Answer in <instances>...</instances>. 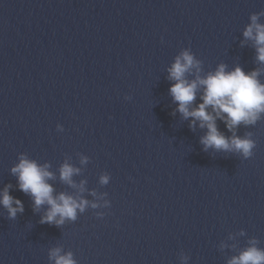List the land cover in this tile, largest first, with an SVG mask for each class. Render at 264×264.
<instances>
[{"label":"water","instance_id":"water-1","mask_svg":"<svg viewBox=\"0 0 264 264\" xmlns=\"http://www.w3.org/2000/svg\"><path fill=\"white\" fill-rule=\"evenodd\" d=\"M253 14L264 24V0H0V190L24 205L15 220L0 206V264H54L56 247L77 264H228L253 239L264 250V114L235 129L252 157L204 151L207 130L176 111L168 79L190 48L200 76L224 64L264 83L243 35ZM21 154L50 166L54 194L89 202L75 221L39 223L47 206L34 211L11 172Z\"/></svg>","mask_w":264,"mask_h":264},{"label":"clouds","instance_id":"clouds-1","mask_svg":"<svg viewBox=\"0 0 264 264\" xmlns=\"http://www.w3.org/2000/svg\"><path fill=\"white\" fill-rule=\"evenodd\" d=\"M259 14H253L251 23L246 27L243 35L246 40H252L256 46L257 60L264 63V24L258 23ZM195 70V79L189 80L187 74ZM201 61L195 58L191 49H184L175 58L171 67L168 68V79L174 81L169 92L173 101L177 103V109L184 119L191 117L190 127L198 126L206 129L205 135L200 138L204 151L212 148L216 151L236 152L245 159L253 156L255 143L250 139V134L241 138L235 135V129L243 124L254 125L264 114V83L258 79L259 70L245 73L239 66L232 71H226V65L220 64L214 72L206 76H200ZM201 92L198 105L193 106L197 98V92ZM130 100V96H125ZM210 109V111H209ZM225 123L227 129L233 133L226 137L217 127V120ZM58 132H63L61 124L56 125ZM87 157H82L81 163H86ZM48 164L40 165L35 160L21 154L19 163L12 167L11 172L17 177L19 189L30 195L33 201V210L39 211L42 206H47L44 214L40 217V224L62 226L66 221H75L78 212H83L89 202L83 198L74 197L65 192L55 193L54 187L48 183L54 178ZM60 171V179L71 187H77L72 177L80 169L65 162ZM110 175L104 174L100 178L101 184H107ZM81 181L79 191L83 192ZM11 185H5L0 190V206L7 210L10 220H15L17 213H23L24 205L9 193ZM93 196L95 192L91 193ZM15 205V206H13ZM105 206H110L105 201ZM91 207L98 205L92 203ZM102 215V214H101ZM243 234V233H241ZM255 239L249 241L250 246L242 250L239 255L233 256L228 264H264V250L256 247ZM49 261L54 264H77L73 253H63L59 247L52 248L48 253ZM187 261L188 257H183Z\"/></svg>","mask_w":264,"mask_h":264}]
</instances>
